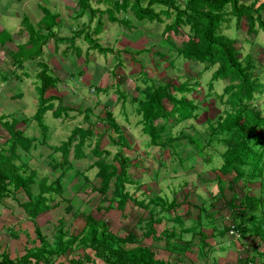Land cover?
I'll return each mask as SVG.
<instances>
[{
  "label": "trees",
  "instance_id": "trees-1",
  "mask_svg": "<svg viewBox=\"0 0 264 264\" xmlns=\"http://www.w3.org/2000/svg\"><path fill=\"white\" fill-rule=\"evenodd\" d=\"M95 1L115 2L111 9H106L109 12V20L121 23L123 26L127 19L125 17L117 19L113 13L120 10L124 11L126 8H129L138 20L160 21L161 16L170 17V21L164 26L163 31H172L174 34L185 36V39L181 40L180 46L173 45L175 55L181 56L186 61L203 64L202 71L214 67L209 77V87L213 81H225L222 92L217 94L216 98L222 101L226 107L213 119L206 118L207 129L203 137L204 145L220 144L224 148L219 152L221 165L217 169L218 172L220 175H231L232 181L243 178L245 171L250 177H253L252 174L255 173L256 175L260 174L261 167L259 166L263 164L262 158L264 156V115L256 108L254 102L256 96L264 92V81H259L256 73H253L257 68L254 55L245 53L240 57V44L235 38L228 37V34L223 30L230 28V21L232 20L233 28H237L243 22L246 34L255 36L257 31L264 33V18L262 16L264 0L260 2L251 0L248 3H244L242 0H184L182 6L177 4L175 0ZM80 2H84L85 6L89 7L87 3L90 2L89 0H80ZM156 8L159 9L155 10ZM40 9L42 11L40 24L42 26L38 24L34 29L29 24L30 30L24 45L17 47L19 59H12L15 66L21 65L20 59L23 57L25 59L37 58L40 55L41 45L49 38L55 42H69L70 48L78 50L77 47L72 46V42L74 38L81 37L90 48L98 49L100 52L108 50L102 48L92 38L102 28L100 16L90 33L88 31L89 26L83 25L70 37H56L52 28L55 27L54 20L57 15L45 8ZM87 9L89 13H94L96 10L90 7ZM22 23L28 22H23L22 19ZM43 30L45 33L42 32ZM28 45H31V48L24 49ZM160 57L163 59V54ZM36 63L39 66L35 73V78L38 81L35 87L37 106L32 117L43 128L42 114L51 110L52 115L57 117L62 108L60 106L53 107L51 100L56 99V97L46 94L48 89L55 86L57 77L49 74L46 63L42 61ZM197 85V78L191 83L189 79L177 84L172 80L166 83L157 82L155 84L154 82L140 92L142 93L140 99L136 101L135 112L140 114L141 130L147 135L149 145L168 149L170 155L175 156L178 162L201 148V146L194 144V139L188 134L174 137L170 134L171 125L196 117L198 104L193 97L187 98L185 95L192 93L193 88ZM176 93L179 96H176ZM209 95L211 93L206 94V96ZM223 96H225L224 99ZM85 119L87 118L85 117ZM95 121H101L102 124L106 125L102 128L104 131L111 129L116 134L115 137L110 138L111 141L125 145L120 126L112 118L111 112L104 111L103 117L101 116ZM102 124L101 126H103ZM14 125L15 123L10 125L8 129L10 136L4 140V143H9L6 151L0 148V200L8 195L15 199L14 196L18 192L24 194L25 200H17V204L22 209L26 220L32 224L34 236L29 238L25 235V244L20 254L12 256L8 250L1 249L0 264H171L169 260L155 258L153 251L147 246H141L131 230H128L123 236H118L109 229L105 220L95 218L89 213H79L83 225L76 232H68L67 228L63 227L61 219H58L54 227L55 233L51 240H47L36 224L35 218L50 208L47 201L51 200L52 196H46L47 193L60 194L59 175L48 184L45 183L46 178H42L38 183L37 192H33V172L25 164L14 163L16 154L13 151L17 145L15 141L19 140L21 144L26 142V144L20 145L24 149L28 144L27 139H19L21 132L14 129ZM80 130V128H76L75 134ZM85 130V135L90 133L89 128ZM75 134L73 133L60 145L62 147L60 156L63 161L66 159L68 147ZM84 137L79 138L80 140L74 144L76 145L74 148L80 147ZM11 138L12 141H9ZM99 138L97 141L100 140ZM181 138L187 139L189 143L194 145L193 151L188 150L183 157L180 154L185 151L180 147L182 144L175 142ZM98 145L97 142L94 154L92 153L97 157V160L91 164V167H95V176L99 179L98 185L93 188V191L98 193L94 208L98 211H105L114 206L123 210L126 204L139 207L143 211L149 212L150 217L146 224L148 229H152L154 222L152 215L156 205L160 204L158 211L162 213L169 211L174 203L172 201L166 202L155 194L146 203L135 200L124 189L125 183H131L126 172L127 158L121 151H117L112 154L110 160H106L109 152L99 150ZM58 165L61 166L62 164ZM27 170L29 171L25 174ZM61 199L67 202L66 199L60 197ZM233 199L235 198L228 200L229 209H232L231 219L235 218L234 212L236 210H238V214L241 210L255 213L261 204V197H254L245 193L238 199L237 205L233 203ZM104 203L107 204L103 206ZM69 208L70 206L66 205L65 211H68ZM261 216L262 222L256 225L260 227V230H264V213ZM233 227L238 231L245 230L240 228L241 225L238 223L232 224L228 228L225 227L222 231L226 232L229 228L234 231L235 228L233 229ZM196 228L198 227L195 224L191 227V231H196ZM262 232L264 233V231ZM262 232L260 234H263ZM170 237L181 240L180 235L177 236L172 232L168 234V239ZM168 243L172 245V248L166 247L170 253L175 252L177 255L181 253L183 246L179 242L168 241ZM66 256L68 258H65ZM60 258H64V261H60Z\"/></svg>",
  "mask_w": 264,
  "mask_h": 264
},
{
  "label": "rangeland",
  "instance_id": "rangeland-1",
  "mask_svg": "<svg viewBox=\"0 0 264 264\" xmlns=\"http://www.w3.org/2000/svg\"><path fill=\"white\" fill-rule=\"evenodd\" d=\"M175 1L180 6L184 4V0ZM242 1L248 3L251 0ZM260 1L262 0H258L257 2ZM50 2V0H0V43H2L0 45V122H5V120L8 121L10 118L21 122L22 118L26 116L30 120L33 119L32 115L37 106L35 85L38 83L37 79L34 77V71L39 69L35 60H43L47 63L48 69L51 70L53 74L57 72L56 74H58L60 78L65 76V78H62L61 80L63 83L59 84L62 89L63 87L65 88L66 85L72 88L69 89L66 86L67 90L65 91V95L60 92V95H63L61 104L65 105L66 103H70V110L66 113L67 116H60L61 118L56 119L53 116V118L51 117L49 111H46L44 115L42 114V124H47V128H51V133H57V131L61 133L57 139H51V137L49 140H45V142L58 144V141L65 139L63 135H66L73 128H89L92 132V136L84 137L83 139V141L86 142V144L84 143V146L86 145V147L83 149L88 154V148L92 146V142H95L96 139L95 132L93 131L96 129L99 131L106 126L102 124L101 121L96 122L95 120L101 118V116L103 117L105 110H109L111 111V116L113 114L112 117L114 121H119V123L115 122L119 124L120 130L124 133V147H126L127 144H130L129 146L132 147L127 150L126 153H128L127 156L129 159L134 161V164H128L126 172L128 176L133 179L144 176L141 179L139 178L140 182H143L142 188L143 186L145 189L151 187L153 192H157L158 194L162 193V196L179 198L181 192L190 190V187H187L182 183L184 180L188 182V177L191 178V187H193V185H198L196 175L198 168L199 171L202 170L208 172V174H204L203 177L209 178V180L211 178V180H213V173L210 172L214 166H218L221 162L220 157L217 155L222 147L219 144H216L215 146L204 145L203 136L207 129V124L204 119L206 117L213 119L215 115L221 113L223 108L226 107L218 100V98H214L212 95L206 96L209 91L220 94L222 92V87L225 85V81L216 80L215 82H212L211 87L208 86L209 77L214 67L202 71L203 64L186 62L183 61L181 56L176 57L174 47L171 46L169 42L167 43L166 40L170 42L172 41L171 43L178 47L180 46V40L182 37L166 33L164 34V37L162 36L161 42H159L157 36L150 35L159 33L163 25L161 23L141 24L142 38L133 43H127L126 41L128 40L124 39H120L118 42L116 38L115 41L112 42V37L109 35L110 33L119 35L120 31H126L121 24H106L105 32L108 33L101 34L103 36L98 37L99 42L97 41V43L102 48H107L105 45L111 46L113 49L112 53H110L111 55L105 54L109 53V48H107L108 50L105 52H100L98 49L90 48L88 43H86L81 37L74 38L72 42V46L77 47L78 50H75L72 47L70 48L69 42H55L53 39L49 38L46 44L41 47L43 50H41L43 52L42 55H39L37 59L21 58V65L15 66L12 59H19L17 56V50H15L19 45H15V43L19 44L26 40L27 35L29 34L28 31L30 30L28 27L29 24L36 29L37 26L34 22L42 15L40 8L49 7L52 11L57 8L56 10H59L60 19L63 20V22L65 21L66 13H71L73 11L72 9H69V5H67L70 4V2H54L55 6L51 5ZM63 4H66V7H63ZM49 8L47 9L49 10ZM262 16L264 18V12L262 13ZM22 19L23 22L26 21L28 23H22ZM64 25L60 26L58 32L64 34L66 37L71 36L73 30L81 27V25H78L77 23L66 24V28H64ZM233 26L234 24L231 20L230 28L223 31L228 34V37L235 38L240 44V57L245 53H252V55H254L256 58L255 61L257 62V68L253 73H256L259 81H264V33L257 31L255 36L246 34L243 22H241L240 26L237 28H233ZM89 27L92 28L93 24L89 25ZM16 33H18L19 36L16 35ZM130 33L136 34L137 31L134 32V30H132ZM143 34L147 37L145 38V35ZM8 36H11V38L14 36L15 40L11 43H6L5 41L8 40ZM156 39L158 42L156 47L158 49L167 50L165 53L169 54L168 57L163 56V59H166L167 61L171 59V64L168 65L167 61H162L157 66H154V59L158 60L157 56L151 57L149 54L142 55L146 52V48L151 46V41H155ZM161 45L162 47H160ZM136 46H141L143 49L145 48L144 50H141L142 54H140L137 59L141 61L142 70L145 71L144 73H139L140 64L138 65L136 63H133L131 66H125V63H121L122 70L118 69V67H116L117 64L115 63V67L109 70L111 65L110 61L115 55H117V50L122 51L119 56L124 58V56L127 57L126 54H123L125 47L132 48ZM29 48H31V45H28L24 49ZM113 51L115 55L113 54ZM102 53H104V55H102ZM149 57H151L152 60L149 59ZM144 74L146 75V78H149L148 81L144 82L142 80ZM3 76L7 78L4 80ZM196 78L198 80V85L193 88L192 93L186 95L187 98L193 97L198 104L196 117L171 125L170 134L172 137L181 134H188L194 139V144L201 146V148L190 153L189 158H185L178 162L175 156L170 155L168 149H161L156 145H149L147 135L141 130L140 114L136 113V115L134 113L137 105L130 99L132 96L136 95V90L133 88L135 84L143 87L147 83L150 84L151 81L156 84L157 82H166L170 80L177 84L186 79H189V82L191 83ZM61 88L60 90L62 91ZM67 91L71 92L72 95L67 93ZM51 92L54 91L51 90ZM118 92H125V98L120 97ZM17 93H20V98L16 97L19 101L12 99V97H14L12 95ZM175 95L179 96L178 93ZM224 97L225 96H223V99ZM121 100H123L122 106L127 114L128 121L122 119V115L119 113V103L114 104ZM21 102L25 104V107ZM254 103L260 113L264 115V92L256 96ZM7 115L8 118L5 119ZM84 115H86L87 118L85 120L83 118ZM138 118L139 121H137ZM136 121L138 123H136ZM27 122H29V120ZM32 123L34 125H31ZM101 124L103 126H101ZM17 126L18 127L16 128L22 132L21 128L23 127V124L20 123ZM25 126L27 127L26 129L29 130V133L25 130L19 139L22 138V140H25L23 137L27 138L30 133H33L36 137L33 142L31 141L30 143V145L35 144V146L33 148L32 146L31 148H28L29 153L35 158L34 162L31 164L32 161H30V164H25L29 170H32L34 175L35 182L32 186L33 192H37L38 183L42 178H46L45 183H49L59 175V184L61 187L60 194L58 195L54 192L47 193L46 196H52L51 200L47 201L50 208L35 218L36 224L40 227L42 234L47 240H51V237L55 233L54 227L56 226L58 219H61L63 227L67 228L68 232L78 231L83 225V220L79 213H89L95 218L106 219L111 230L121 236L126 230H128V228H133L136 218L141 213V209L130 208L126 205L125 218H121L118 215L120 214L118 211L104 213L102 210L98 211L94 208L98 193L93 191V188L98 185V179L94 176L95 168H88L90 161L95 159L91 154L90 160L82 159L78 164H62L61 166L55 164V166L51 168L50 164H47L46 161L42 160L43 154L41 151L44 149V146L39 142L42 138L39 130L40 125L33 119ZM3 127L4 126L0 123V133L6 134V130ZM9 128L10 127L8 126V129ZM109 133L110 135L108 138L112 139L115 133L112 134L113 131L111 129H109ZM108 138L100 137L98 144L99 146L106 143L111 145L109 147L106 146V149L110 153L108 156L110 158L113 152L114 143L107 141ZM16 139H18V137H16ZM74 139L75 137L72 142ZM13 140L15 139L13 138ZM1 141L2 138H0V148L2 147L6 151L9 143L2 145L4 142ZM9 141H12V138ZM15 142L17 144V149H15L13 153H20V149L22 148L20 145H24L26 142H23L22 144L19 140H16ZM72 142L71 144H73ZM175 142L181 143L182 145L180 147L185 150L180 153L182 157L186 155L188 150L191 149L190 151H193L194 149V145L189 143L185 138H181ZM121 150L123 151L124 149ZM40 155L41 157L38 158ZM55 156L56 154L49 156V159H52V163L57 159V156ZM17 157L18 156H15L14 162L17 161ZM259 167H262V164H260ZM159 168H165V172ZM172 168L177 169L173 170ZM29 170L25 171V174L28 173ZM155 170H159V175ZM185 175H187L186 178ZM252 175L255 177L256 173ZM155 176L156 178H154ZM161 176H165V178L161 180ZM215 181L217 182V180ZM201 184L205 187L207 186V181L202 180ZM203 186L201 187L204 188ZM237 187H240V185L235 187L236 191H238ZM124 189L129 194L133 191L132 185L126 183L124 184ZM139 191L140 190L136 192V195L140 196V198H144ZM194 191L195 190H192V192ZM225 192L227 193V190ZM238 194L240 195L239 192ZM197 196L205 197L206 193L204 192V194L201 193ZM60 197L66 199L67 202L62 199L60 200ZM14 198L15 199H12L11 196L8 195L0 200V250L6 249L12 256L21 253L22 247L25 244V235L29 238H33L34 236L32 232V224L26 220L22 209L17 204V200H25L24 194L18 192ZM66 205L70 206L68 211H65ZM216 206L218 208L221 205L217 202ZM206 208L207 206L204 203L200 209L201 216L209 211ZM192 211H194V209H192ZM206 218L210 220L207 216ZM147 221L148 220L145 222ZM194 221V223H196V220ZM164 227L169 228V225L165 224L158 226L161 230L158 231L161 233V236H164L165 233H169L166 230H162ZM13 233H16L17 235H14ZM183 235L188 236L186 233ZM162 255L163 253H160V256ZM65 258H68V256ZM170 258L172 259V256H170ZM191 258H195L194 254L191 255ZM62 260L64 261V258H60V261Z\"/></svg>",
  "mask_w": 264,
  "mask_h": 264
},
{
  "label": "crops",
  "instance_id": "crops-1",
  "mask_svg": "<svg viewBox=\"0 0 264 264\" xmlns=\"http://www.w3.org/2000/svg\"><path fill=\"white\" fill-rule=\"evenodd\" d=\"M50 1H51L50 2L51 5H53V6H55L54 2H59V1L66 2V3L70 2V4H67V5H69V9L73 10L71 13L65 12L66 13L65 21L63 22V20L60 19L59 10H56L57 8H55V9L52 8L53 11L50 10L49 7L45 8V9L49 8L51 13L57 15V17L54 20L55 27L52 28L53 32L55 33L54 35L56 37H63L64 36V34H61L58 32L61 25L65 24L64 28H66V24H70V23H75V24L77 23L78 25H81V27L83 25L89 26L91 24H93V26H94L96 23V20L100 16L102 28L98 34L92 36L93 38H95L96 41L99 42L98 37L103 36L101 34H107L108 33V32H105L106 24H108V23L121 24V23H117L115 21H110L109 15H108L109 12L106 11V9H108V10H109V8L111 9L112 5L115 4V2H97L95 0H89L90 2H87L89 4L88 6L90 8L96 9L94 13H89V11L87 9L89 7L85 6V3L80 2V0H50ZM91 1H94V2H91ZM63 7H66V4H63ZM42 8H44V7H42ZM84 9H85V11H84ZM158 9L156 8L155 10H158ZM113 15L117 19H119L121 17H123V18L125 17L127 19V22H125V25L123 28L126 32L120 31L119 35H116L113 33L109 34L112 37V42L115 41V38L117 39L118 42L120 39L128 40L129 42L126 41L127 43H133V42L139 40L140 38H142V32H141L140 26L143 23H148V24H150V23H158V24L161 23V24H163L162 28L158 34H150L152 36L153 35L157 36L159 42H161L162 36L164 37L165 36L164 34H166V33H171L173 35L180 36V37H182L181 40L185 39V36H182L179 34H174L172 31H170V32H164L163 31L164 26L166 24H168V22L170 21V17L161 16L160 21H155V20L148 21L145 19L144 20H138L134 17V15L132 14V12L130 11L129 8H126L124 11L120 10L118 12H114ZM41 17H42V15L39 16V18H37L35 20V22H34L35 25L39 24L42 26V24H40ZM82 18H84V19H82ZM92 28L88 27V31L90 32V30ZM79 29L73 30L72 34ZM69 30L71 31L70 28H69ZM132 30H134V32L137 31V33L136 34L130 33ZM42 32L45 33L44 30ZM18 33H16V35L19 36ZM61 35H63V36H61ZM143 35H145V34H143ZM27 37H28V35H27ZM64 37H66V36H64ZM146 37L147 36L145 35V38ZM50 39H52V38H50ZM149 39H150V37H149ZM14 40H15L14 36H12V38H11V36H8V40H6L5 42L11 43ZM181 40H180V42H181ZM25 41L21 42L19 44L15 43V45H24ZM46 42L44 44H46ZM166 42L167 43L169 42L171 46L174 45L171 43L172 41L170 42V41L166 40ZM156 44L158 45L157 39L155 41L152 40L151 46L146 48L147 50L144 54L141 53V50H144L145 48L143 49L141 46H136V47H132V48L125 47V49L123 50V54L127 55V57L124 56V58H127V59H124V58L119 56V54H121L122 51H118V50L116 51L115 50L117 55H115L114 51H113V54L115 56L112 58V60L110 59L111 65H110L109 70H111L112 68L115 67V63L117 64L116 67H118V69H120V70L123 69L121 66V63H125V66H131L133 63H136L138 65L140 64L139 73H141V74L144 73L145 71L142 70L141 61L137 60L140 54H142V55L149 54L151 57L157 56L158 60H155L153 58L154 59V66H157L162 61H167L166 59L164 60L160 57L161 54H163V56L168 57L169 54L165 53L167 50L158 49L156 47ZM43 45H41V47ZM105 47L110 49L109 53H105V54L108 55V54L112 53L113 49L111 48V46L105 45ZM160 47H162V45ZM53 48H54V46H53ZM129 49H132V50H129ZM15 50H17V48ZM41 50H40V55L43 54V52H42L43 50L42 51ZM53 51H54V49H53ZM148 52H150V53H148ZM102 55H104V53H102ZM151 57H149V59H151ZM176 57H178V56H176ZM23 59H24V57H23ZM38 61H41V60H35V62H38ZM171 61H172L171 59L169 61H167V64L168 65L171 64ZM183 61H186V60L183 59ZM186 62H190V61H186ZM44 63H46V62H44ZM46 65H47V63H46ZM37 71L38 70L34 71V77H35V73ZM48 72H49V74L57 77V82H56L55 86L51 89H48L46 91V94L47 95H53L56 97V99L51 100L53 107L60 106V108H62V110L60 111L58 116L55 117L56 119H59L61 117L67 116L66 113L68 112V110H70V103H66L65 105H62L61 103L63 100V95H65V91L67 90V87L69 89H72V88L70 86L66 85L67 87L66 86H65V88L63 87V89H64L63 90L59 84L63 83L61 80H62V78H65V76L60 78V76L58 74H56L57 72H55L54 74L51 70H48ZM120 72H122V71H120ZM6 78L7 77L3 76L4 80ZM142 80L145 82V81H148L149 78H146V75L144 74V77H142ZM166 82H164V83H166ZM213 82H215V81H213ZM151 83H154V82L151 81ZM151 83L150 84L147 83L143 87L138 86V84H135L133 86V88L136 90V95L132 96V98H134V99L136 98V99L132 100V98H131L130 100H132L133 103L136 104V101L138 99H140V96L142 94L140 92H142V90H144L147 85H151ZM159 83H161V82H159ZM35 87H36V85H35ZM60 88L62 89V91L60 90ZM51 90H53L54 92H51ZM60 92H62L63 95H60L61 94ZM67 93L72 95L71 92L67 91ZM208 93H211V95L214 96V98L217 95L216 93H213L210 91ZM124 94H125V92H120V93L118 92V95L122 98H125ZM12 96H14V97H12V99L18 100V98H20V93L14 94ZM16 97H18V98H16ZM214 98H212V99H214ZM116 103H119V105H120L119 113L122 115V119L124 121H126V120L128 121V117L126 116L127 114H126L125 110H123V106H122L123 100H121L119 102H115L114 104H116ZM55 104H57V105H55ZM22 105L25 107L24 103H22ZM197 107H198V105H197ZM47 111L50 112V115L52 117L53 115L51 113V110H47ZM105 111L111 112L109 110H105ZM44 113H43V115H44ZM134 113L136 114L135 111H134ZM112 116H113V114H112ZM85 117H86V115L83 116L84 120H85ZM7 118H8V115H7V117H5V119H7ZM139 118H140V116H139ZM139 118L137 121H139ZM206 118H208V117H206ZM206 118L204 120H206ZM28 120H29V122H27ZM32 120L33 119L30 120L29 118H27V116L23 117L21 122H19L16 119H13V118H10L8 121L5 120L3 128L6 130V134L0 133V138H2V141L4 142V140L10 136V133L8 131V126L10 127V125L12 123H15L13 128L16 130H18L16 128V127H18L17 126L18 124H20V123L23 124V127L21 128L22 132L20 131L21 135L24 133L25 130L29 133V130L26 129L27 127L25 125L29 124ZM115 121L117 123H119V121H117V120H115ZM137 121H136V123H138ZM184 121H186V120H184ZM0 123H1V125L3 124V122H0ZM31 125H34V124L32 123ZM42 125L44 126L43 128L39 127L40 133L42 135V138L40 139L39 142L41 144H43V146H44V149H42V151H41L43 154L42 160L46 161L47 164H50L51 168H53L55 166V164L57 166H60L58 164H78L82 161V159L90 160L91 159L90 154L95 159L90 161L88 168H95V167H91V164H93L94 161L97 160V157L93 155L94 154L93 152L95 151V148H96V144L98 142L97 139L99 137H107L108 138V136L110 135L109 130H107V131H104V129H101L99 131H97V129L94 130L93 132H95L96 139H95V142H92L93 144L91 147H89V148L87 147L89 149L88 150L89 153L87 154L83 149L84 147H86V145L84 146V143L86 144L85 141H83L81 143L79 148H74V147H76V145H74V144H76L80 140L78 138H80L82 136H85V137L92 136V132L90 131V129H89L90 133L89 134L87 133L85 135L84 131H86L85 130L86 128H80L81 130L76 132V134H75L76 128H73L66 135L65 134L63 135L65 138L64 140L58 141V144H52L49 142H45V140H49V138H51V137H52L51 139H57L58 136L61 135V133L58 131H57V133L56 132L51 133V130H50L51 128H47V124L43 123ZM117 125H119V124H117ZM73 133L75 134V139L72 142L73 144L69 145L66 159L63 161L62 157L60 156L62 154V151H61L62 147L60 145L62 142H65L67 140V138L70 137ZM112 134H114V132ZM122 135H124L123 132H122ZM114 137H115V134H114ZM23 138L25 140L26 139L28 140V144H27L25 149L19 148L20 153L19 152L16 153V156H18V157H17V161L14 163L15 164H30L29 162L32 161L31 162V164H32L34 162L35 158L33 155H31L29 153L28 148H31V146L33 148L35 146V144L30 145V143H31V141L33 142L34 138H36V137L33 133L32 134L30 133L27 136V138H25V137H23ZM107 141H111L110 138H108ZM111 142L114 143V141H111ZM3 144H7V143H2V145ZM129 145L130 144H127V146L124 147L125 145H123V144L121 145L120 143H114V148H113L112 154H114L117 151H121L122 154L127 158V163L128 164H134V161H131V159H129V157L127 156L128 153H126L127 150L132 148ZM215 145L216 144H214L213 146H215ZM106 146L109 147L111 145L106 143V144H103L102 146L98 145V148L101 151H104V150L108 151L106 149L107 148ZM121 149H124V150L122 151ZM223 149L224 148L222 147L221 151ZM221 151L219 150L218 152H221ZM50 152H51V154H50ZM52 154H56V156H57V157L55 156L57 159H55V161H53V163L51 161L52 159L51 160L49 159V156H51ZM112 154H111V156H112ZM108 156H107L106 160L111 159V156H110V158ZM217 156H219V154ZM39 157H41V155L38 156V158ZM189 157H190V155L187 156L186 159ZM262 160H263V164L261 167L260 174L256 175L255 177H250L248 175V172L245 171V176L243 178L237 180V181H232L231 175H220V173L218 172L217 169L219 168V166L221 164H218V166H214V168L211 170V172L209 171L210 173H213V177H212L213 180H211V178L209 180V178L203 177L204 174H208V172L202 171V170L199 171V168H198V171L196 173L197 179H198V185H195V186L193 185V187H191L190 186V185H192V183L190 182L191 178L188 177V179H189L188 182H186L184 180L182 183H184L187 187H190V190L189 191L186 190V191L181 192V196L179 198H177V197L175 198L173 196L171 198L162 196L161 195L162 193L158 194L157 192H153L151 187L148 189H145V187L143 186V188H142L143 182H140L139 178L141 179L144 176L136 178V179H133V178H130L129 176H127L128 179L131 180V183H126V184L132 185L133 191L130 194L135 200L143 201L144 203H146L148 201V199L155 194V196H157L160 199L161 198L164 199V201H166V202L172 201V203H174L173 204L174 206H172V208L169 211L162 212V213H161V211H158L160 208V204L156 205L155 210H154V214L152 215V219L154 220V222L152 223V229H150V228L148 229L146 222H145L150 217V214L148 211H143V209H141L139 207L137 208L136 206H129V204H126L130 208L141 209V213L136 218V221H135L133 228L130 227V228H128V230H131L135 234V237L139 241V244L141 246H147L153 251L155 258L169 260V262L171 264H264V233L262 232L264 230H260V227L256 225V224H259L262 222V216L261 215H262V213H264V156H263ZM159 169H162V171L165 172V170H164L165 168H159ZM172 169L176 170L177 168H172ZM155 171L159 175V170H155ZM31 172H32V170H31ZM94 176H95V174H94ZM186 177H187V175H185V178ZM95 178L98 179L96 176H95ZM154 178H156V176ZM163 178H165V176H161L160 179L162 180ZM202 180L207 181V186L204 187L201 184ZM215 180H217V182ZM98 182H99V179H98ZM157 182H158V180H157ZM239 185H240V187H237L238 191H236L235 187L239 186ZM201 186H203L204 188H202ZM194 187H196V188H194ZM149 189H150V191H149ZM138 190H140L139 192L143 195L144 198H140V196L136 195V192ZM192 190H195V191L192 192ZM226 190H227V193L225 192ZM191 192H192V194H191ZM204 192L206 193L205 197L197 196L201 193L204 194ZM238 192L240 193V195L238 194ZM243 193H245L247 195L254 196V197H258V196L261 197V200H260L261 204L258 206V209L255 211V213L249 212L247 210H243V211L241 210L240 213L238 214V210H236L234 212L235 218L231 219V214H232L231 210L232 209L231 210L229 209L228 200L231 198H235V199H233V203H235L237 205L238 199H240L242 197ZM172 194H174V193H172ZM18 201H20V200H18ZM22 201H24V200H22ZM217 202H219V204L221 205L218 208L216 206ZM204 203L207 206L206 209L209 210L205 215L208 218H210V220H208L204 214L201 216L200 209ZM106 204L107 203H104L103 206H105ZM192 209H194V211H192ZM109 211H118L120 213L118 215L121 218H125V207L123 210H119V209L115 208L114 206L109 208L108 210H105V211L102 210V212H104V213H107ZM40 214H42V213H40ZM40 214H38V215H40ZM103 220H105L109 229H111L107 220L106 219H103ZM194 220H196L195 224L197 225L198 228L195 229L196 231L192 232L191 227L195 226ZM238 223H240V225H241L240 228H243L245 230L238 231V229L236 230V228L233 227V229L235 228L233 231V230H230V228H231L230 227L229 230H227L228 232L222 231L225 227L228 228L232 224L236 225ZM165 224L169 225V228L164 227L162 230H166L169 233L172 232V233L176 234L177 236L180 235L181 240H179L177 238L174 239L172 237H170L168 239L169 233H165L164 236H161V233L158 232V231H161L158 228V226L159 225H165ZM146 229H147V231H146ZM183 229H186V231H183ZM128 230H126L122 234V236ZM230 231H232V232H230ZM260 232H262L263 234H260ZM184 233H186L188 236L183 235ZM118 236H121V235H118ZM168 241L169 242H179L183 246L181 253H179L178 255L175 254V252L170 253L167 250L168 248H166V247L172 248V245H170V243H168ZM184 246H185V248H184ZM160 253H163V255L160 256ZM192 254H194L195 258H191ZM170 256H172V259L170 258Z\"/></svg>",
  "mask_w": 264,
  "mask_h": 264
}]
</instances>
